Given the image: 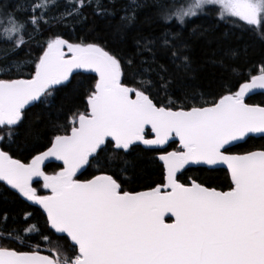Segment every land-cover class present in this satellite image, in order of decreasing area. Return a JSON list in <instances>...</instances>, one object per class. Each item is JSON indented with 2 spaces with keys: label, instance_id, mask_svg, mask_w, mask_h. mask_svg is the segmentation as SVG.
<instances>
[{
  "label": "snow or ice",
  "instance_id": "1",
  "mask_svg": "<svg viewBox=\"0 0 264 264\" xmlns=\"http://www.w3.org/2000/svg\"><path fill=\"white\" fill-rule=\"evenodd\" d=\"M210 14L251 43L212 51L201 89L192 41L216 38L184 29ZM90 17L121 44L149 30L112 46ZM252 43L264 49V0H0V264H264V146L233 152L264 138ZM145 164L160 179L137 190Z\"/></svg>",
  "mask_w": 264,
  "mask_h": 264
},
{
  "label": "trees",
  "instance_id": "2",
  "mask_svg": "<svg viewBox=\"0 0 264 264\" xmlns=\"http://www.w3.org/2000/svg\"><path fill=\"white\" fill-rule=\"evenodd\" d=\"M169 2H175L177 4H183L185 2L184 0H169ZM150 9H145L142 11L141 14V21H143L144 17L146 15L151 14ZM118 19V17L116 18ZM88 27H94L95 32L93 35H99L101 36L106 42L110 43L112 46H119V47H131V37L133 35H136L138 31L147 32L149 30L148 25L144 23H140L137 26V29L134 30L125 40L123 44H121L119 41L113 40V29L109 26V24L101 18L98 17H90ZM196 29L197 32L203 31V30H209L213 37L216 38L213 40L211 44L205 42L203 39H193L192 41V56L195 61V64L197 65V72L194 73V76L192 79L189 80V83L193 86H197L201 89L207 88L211 82H212V74L214 72V69L211 65L206 63V60L208 56L211 54L212 51H217L221 46H227L230 45L232 47H237L240 49H243L246 44L251 43V37L248 35H245L241 33L240 31L236 29H232L229 32V26L223 25V24H217L214 15H207V16H200V17H194L188 21V23L185 26V34L189 35L192 33V30ZM85 30H78L79 34H83ZM229 32V34L224 37L223 33ZM264 53V49L261 48L260 44L258 43H252V46L248 50V59L252 61H258ZM92 77H94L93 74H84L80 79L83 83L87 84L90 83L92 80ZM264 101V95H261L257 93L256 95H253L251 99L248 101L249 103H261ZM38 111V110H34ZM51 119L53 121H56V114L53 113L51 116ZM21 144H23V137L21 138ZM177 144L172 145V147H177ZM261 146H264V138L261 137H252L251 139H246V142H242L237 144L233 148L234 153H244L249 150H259ZM171 150V148L169 149ZM15 158L20 159H30V155L28 152L23 148H19L14 153ZM58 163H48L47 164V171L51 173L54 169H56V165ZM92 170H88L84 172L83 175L80 176V179H88L91 178ZM144 180L138 181L137 184L133 185V187H136L137 190H143L140 185H142L145 182H152L156 181L158 182L160 179V169L152 164H145L143 166V173ZM188 176H198L201 175L198 172L190 171L187 173ZM213 177V183L220 185L223 184L225 181L226 172L224 169L218 170L214 173H211ZM10 208H16V210H19V206H16L14 204L8 205ZM37 219L39 220L41 226H43V218L37 215Z\"/></svg>",
  "mask_w": 264,
  "mask_h": 264
},
{
  "label": "water",
  "instance_id": "3",
  "mask_svg": "<svg viewBox=\"0 0 264 264\" xmlns=\"http://www.w3.org/2000/svg\"><path fill=\"white\" fill-rule=\"evenodd\" d=\"M93 75H95V74H93ZM253 137L258 138L259 136L254 135ZM246 139H247V138H246ZM239 143H242V142H239ZM239 143H238V144H239ZM48 163H53V162H46V165H47ZM54 163H59V162H54ZM44 254H47V253H44Z\"/></svg>",
  "mask_w": 264,
  "mask_h": 264
},
{
  "label": "rangeland",
  "instance_id": "4",
  "mask_svg": "<svg viewBox=\"0 0 264 264\" xmlns=\"http://www.w3.org/2000/svg\"><path fill=\"white\" fill-rule=\"evenodd\" d=\"M185 2H183V4H187V3H190L191 0H184Z\"/></svg>",
  "mask_w": 264,
  "mask_h": 264
}]
</instances>
